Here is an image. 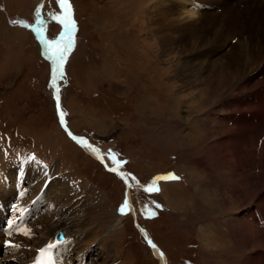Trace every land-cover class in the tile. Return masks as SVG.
Wrapping results in <instances>:
<instances>
[{
  "label": "rangeland",
  "instance_id": "374dc122",
  "mask_svg": "<svg viewBox=\"0 0 264 264\" xmlns=\"http://www.w3.org/2000/svg\"><path fill=\"white\" fill-rule=\"evenodd\" d=\"M197 1L201 8L207 0H70L77 27L63 76L57 79L60 110L65 113L67 128L99 147L106 165L115 166L109 150L117 154V160L126 161L119 167L127 179L124 184L117 172L106 170L98 158L83 152L78 142V146L72 143L59 125L50 60L34 33V28H42L50 40L63 30L51 18L61 11L57 0H0V194L7 201L13 192L23 189L17 173L4 170L18 162L27 163V203L48 179L40 197L44 204L41 210L34 205L37 212L29 222L40 217L46 225L64 221L67 225L57 230L71 236L69 228L79 227L71 220L80 218L84 235L74 250L79 255H73L77 264H87V255L88 264H160L140 234L143 230L165 255L166 264H264L260 255L263 243L259 245L264 223L261 218L252 219L259 212L246 214L250 206L260 208L264 203V176L261 179L262 168L256 163L261 152L257 139L263 129L242 146L243 163L244 159L249 163L245 173L234 171L221 145L228 139L227 133L240 127L242 119L233 117V107L240 100L250 102L245 93L238 94L236 84L218 92L219 72L205 78L216 64L217 71L226 65L236 67L237 62L229 63L227 57L235 52L238 40L248 36L241 20L243 10L238 8L241 1L213 0L216 4L203 9L209 13L202 16L197 7L189 15L191 3ZM165 2L178 7L177 13L169 16L171 23L190 33L203 28L217 32L218 37L212 39L216 42L226 37L224 46L197 57L203 53L204 38L196 55L191 52L194 49H180L184 43L172 41L176 33L167 34L170 22L162 17L152 19L156 14L153 9ZM38 7L44 21L39 25ZM185 58L192 59L189 64L205 62V83L185 82L177 74ZM262 73V69L253 68L248 81L253 83ZM249 109L251 112V104ZM30 148L49 162L52 172L25 159ZM208 150L211 158L206 157L204 164ZM169 173L180 179L161 180L159 191H144L154 177ZM58 178L66 181L61 188L55 186ZM65 185L78 204L67 200L62 191ZM124 191L131 209H125V214L120 211ZM53 196L56 201L50 206ZM49 206L59 212L51 213ZM66 214L72 219L61 218ZM244 225L251 239L242 243L235 228ZM43 226H34L32 231L46 232ZM25 232L24 226L16 234L25 239ZM89 245L93 252L86 250ZM26 249L17 247L13 264L23 262L24 258L17 257L21 256L19 250ZM62 251L67 253L69 244ZM256 254L258 258L253 260Z\"/></svg>",
  "mask_w": 264,
  "mask_h": 264
},
{
  "label": "bare ground",
  "instance_id": "6f19581e",
  "mask_svg": "<svg viewBox=\"0 0 264 264\" xmlns=\"http://www.w3.org/2000/svg\"><path fill=\"white\" fill-rule=\"evenodd\" d=\"M234 1H241V6L238 8L239 9L242 8V10H243V11H240V14H241L242 23L246 26V29L248 32V36L246 37L247 39L243 38L241 40H238L237 44L235 45V47L233 49V50H235V52L232 54H229L227 57V59L230 60L229 63L237 62L235 68H232L231 66L226 65L222 68V70L217 71V69H219L218 68L219 64H216V66L214 64L215 68H214L213 72L210 73L205 78L207 80H209L210 78H212V74L215 76V74L217 72H219L221 74V77H219V81H218V87L220 89V90H218V92L222 91L224 89H229V88H231V85L236 84L237 89H238L237 90L238 94H244L245 93L247 95L250 103L243 102L240 100V102H237V105L234 106L235 103H233L232 100L229 101L230 105L232 107L234 106L233 110H231V112L233 111V113H235L233 117L236 119L239 116L240 119H242V120H240V122H238L240 124V127L237 126V128L235 127L236 128L235 130H231L229 133L226 134V136L229 135L228 139L227 140L225 139L226 142L223 141L224 144L222 143L221 146L224 150L223 155L225 154V156L231 160V161L228 160V162L232 164L233 170L234 171H242V173L244 174L245 173L244 167H248L249 163L245 159H244V163H243V158L241 156L242 146H243V144L246 145V142H249L252 139V137H255L258 133L257 131L260 128H262L263 133H260L261 134L260 137L262 140V141H260L261 152H260V154H258V156L256 158V161H257L256 163H258L259 164L258 166L259 167L261 166V168H262L261 179H263V176H264V53L263 54H261V53L264 50V2H262L260 0H229V2H234ZM197 2H200V1H197ZM204 3L206 6H211V5L216 4L213 2V0H209V1L207 0V1H204ZM198 6L199 5H197L195 2L191 3V8L188 10V14L193 15L194 11H195L194 8H197ZM153 10L156 11V14H154L152 17L153 20H156L159 17H162L163 19H166L167 21L170 22L171 17H169V16H171V15L173 16V14L177 13L178 7H176L175 4L172 5L168 2H165V3H160ZM201 12H203L202 16L209 13L208 10L203 11V9ZM184 16L187 19L191 18V16H188V15H184ZM172 18H175V17H172ZM169 33H171V34L176 33L175 36H172V41L174 43H176L177 41H181V43H184V44L180 45L181 46V47H179L180 49H182V48L194 49L191 52L194 53L195 55L197 54L198 51H201V49H200L201 44L200 43H202L204 41L203 39L205 38L206 43L202 44L203 46H205L204 49H202L203 53L197 54L196 55L197 57L202 56L204 53L209 52L210 50H213L215 48V46L221 47L223 45L222 42L226 39V37H225V38H222L221 40H218V41L215 40L216 42H214L213 37H218L217 32L210 31V30H207L205 28L199 29V30H191V33L189 31L185 32L182 29V27L175 24V22H174V24L171 22L169 23V32L167 34H169ZM169 42L172 43L171 41H169ZM257 46H259L258 49H256ZM73 51H74V49H73ZM194 51H196V52H194ZM191 52H189V53H191ZM192 53H191V55H192ZM189 60H192V59L186 60V58H185V60H184L185 63L182 62L180 64V69H179L177 74L179 76H181V79L183 77V80L185 82H190V80L191 81L197 80V82L198 81H204V83H205L206 82L205 78H202V76L204 74V70H205L204 68H206L205 62H203V63L197 62V64H195V63L189 64L188 63ZM208 66H209V64H208ZM250 67L252 69H249ZM253 68L254 69H258V68L262 69L263 73L257 77V80H255L253 83H251L250 81H248V76H249V72L252 71ZM216 89H218V88H216ZM213 93H215V92H213ZM214 95H217V91H216V94H214ZM198 96H199V94H198ZM239 99H240V97H239ZM223 103H224V101H223ZM250 104H251V109H252L251 112L249 109ZM238 114H241L242 117ZM58 117H59V115H58ZM243 118H246V119H243ZM59 120H60V118H59ZM65 130H66V132L69 131L66 128H65ZM259 131L261 132L262 130H259ZM88 142L91 144L90 141H88ZM80 146H82V145L80 144ZM80 146H79V148H81V150L83 152L86 151L88 154L93 156V158H97V154L94 153L90 148H88L86 146H82V147H80ZM232 156L236 157V158L233 157L234 158L233 162L231 159ZM206 157L211 158V156H209V150H208V154L206 152L205 157H203L202 163H204V159L206 162H208L206 160ZM237 158H240V159H237ZM103 160H104V158H103ZM103 160L96 159V161L101 162V163H104ZM26 164L27 163L25 162V165ZM25 165L24 164H18V165H16L17 166L16 168L12 167V169H4V170L15 171L17 173L18 178H19L18 180L20 181V178H21L22 180L25 181V177L27 175V172H26L27 165L26 166ZM210 165L214 168L216 167L215 164H213V162ZM110 167L105 165V169L108 171H110L109 170ZM110 172H112V171H110ZM61 180H60V178L56 179V184H55L56 188L63 187V185L66 181L62 180V182H60ZM46 184H48L47 180H46ZM22 186H23V184L20 181L19 187H22ZM69 188H70L69 185H65V187L62 189V191L65 192L64 193L65 195L67 194V200L73 201L72 203L76 205V204H78L75 202V201H77V199H75V197L72 194L71 195L69 194V191H70ZM28 190H30V189L28 188ZM42 190L40 191V193L38 194L37 197L42 196V194H41ZM24 194L21 192L16 193V196L19 197L16 200V203L19 206V209H18L15 202H13L15 205L13 204L12 206H14V209L17 211V213L20 211H26V206H30V210H31L30 216H35L36 212H37L34 209L35 204L29 203V202H28L29 203L28 204L26 202L27 198ZM256 195H257V193H256ZM0 197L4 198L1 194H0ZM52 200H54V202H55L56 198L54 197L52 199V197H51L50 206L52 205ZM128 200H129V197H128ZM6 203L8 204V202L6 200L0 201V205H5ZM68 203L71 204V202H68ZM256 203H258V199H257ZM50 206L48 208H51ZM255 206H256V204H254L253 206H250L248 208V211L246 214L250 216L251 214L255 215L256 212L257 213L259 212V214L256 216V218H252V219L254 221H256L257 218L258 219L261 218L262 222L264 223V203L260 206V208L255 207ZM56 208L57 207L51 208L50 212L52 213V210H53V212H59L56 210ZM128 209H129V207H128ZM33 210H34V214H32ZM11 212L13 213V210H11ZM26 213L28 215L27 211H26ZM13 214H15V213H13ZM66 217H68V219H70V220L72 219V217H69V214L62 215L61 218H66ZM241 220H244V219L241 218ZM71 221H74L73 222L74 224L78 222L79 227L75 228V229H74V227H73V229L69 228V230H71V232H69V234L72 236V239L68 238V236H67V238L65 240V237L63 236L62 242L66 243V245L63 248H65L69 244V251L67 253H64L62 251V249H60V252H59L60 258L57 260V264H77L76 261L74 262V256L72 255V251H73V249L76 248V243H79V241H81V239H82V236L84 235V231L81 230V229H83L84 223L82 222V220H80V218H78L77 221L73 220V219ZM32 222H33V224H32ZM32 222H28L27 224L25 222L24 225L20 229H17L14 232H12L11 234H8L6 236V239L10 240L11 245H18V247L20 246V248L21 247L27 248L26 250H19V253H21V256L17 257V259L21 258L20 260H22V258H24L22 260L24 263L18 262L17 264H26L32 258V254L34 253V251L38 248V246L40 244L45 243V242H47V243L52 242L54 239L53 238L54 233L58 229V227L62 224L67 225V224H65L64 221H60V220H58V222H56V223H51L49 225H46V221H45V219H43V217H40L38 219L33 218ZM239 222L240 221H235V223H239ZM40 225L41 226L44 225L43 227L44 228L46 227L47 231L46 232L40 231L41 233L39 232V234H35L32 231V228L34 226H40ZM68 225H70V224H68ZM249 225H251V224H248V226ZM24 226L26 227V231L29 234V237H26V235L24 234L25 239H23V237L20 234H16L17 231L21 230ZM251 226H249V227H251ZM235 229H237V233L239 236L238 238H239L240 242L244 243L246 239H249V238L251 239L250 230H248V227L246 225H244L243 227L235 228ZM261 232H262L261 234L263 235V238H262L261 242L259 243V245L261 243H263V244H262V250H261L260 255H261V259L264 260V229ZM141 234L147 239V241H149L144 230L141 231ZM33 235H35V236H33ZM18 242L22 243L23 245L22 244L20 245ZM152 245L153 244L151 243V247L153 249L154 255L157 257L159 263L160 264H166L165 255L161 252L160 249L157 248V246L155 244H154L155 247H153ZM11 247L13 248V250L16 248V246H11ZM86 250L92 251V247L89 245V246H87ZM79 254H80V252H79ZM12 256H14V254H12ZM257 258H258V255L256 254L253 256L252 259L254 260ZM87 259H88V257H86L84 259L85 263H87V261H86Z\"/></svg>",
  "mask_w": 264,
  "mask_h": 264
},
{
  "label": "snow or ice",
  "instance_id": "6c2138e0",
  "mask_svg": "<svg viewBox=\"0 0 264 264\" xmlns=\"http://www.w3.org/2000/svg\"><path fill=\"white\" fill-rule=\"evenodd\" d=\"M57 3L61 9L59 13H53L51 14V18L53 20L58 21L62 26L63 30L60 32V34L55 39H46L43 35V29L42 28H34L35 31L40 33V40L45 45L46 50L48 52V58L52 61V80L51 84L55 89V99H56V107L57 111L59 113L60 122L65 128L67 129V126L65 124V113L60 110V97H59V86L57 84V79L63 76V66L66 62L68 54L71 52L74 43H75V32H76V21L73 16V8L72 4L70 3V0H57ZM39 7L37 8V16H36V24H43L44 21L42 20L40 14ZM13 23H24L23 21H13ZM28 27L29 25H25ZM34 27V26H33ZM70 136H72V139L76 140L78 143H80L82 146H86L90 148L94 153L97 154V158L100 160H103V156L100 153V150L90 144L85 138L83 137H76L71 132L68 133ZM109 158L112 160L114 167H111L109 170L113 172H117L122 177L125 176L124 173L119 172V167L123 163H126V161H120L117 160V154L112 153L111 150H109ZM178 180L180 179L178 176H175L174 174H167L162 176H156L152 179V181L144 188V191L146 192H157L159 191L158 187V181L161 180ZM138 183V181H137ZM156 207H160L159 204L156 205ZM128 208V200L127 196H125V200L123 204L121 205L120 211L122 213L125 212V209ZM152 215H155V212L151 213ZM25 234H28L25 232ZM149 244L152 242L149 240ZM10 246H16L18 245H11ZM155 247V245H152ZM54 247V245L49 244L48 248L51 249ZM41 253H44L45 249L39 250ZM36 264H52L51 258H49L48 261H37Z\"/></svg>",
  "mask_w": 264,
  "mask_h": 264
},
{
  "label": "water",
  "instance_id": "95a60500",
  "mask_svg": "<svg viewBox=\"0 0 264 264\" xmlns=\"http://www.w3.org/2000/svg\"><path fill=\"white\" fill-rule=\"evenodd\" d=\"M47 51V50H46Z\"/></svg>",
  "mask_w": 264,
  "mask_h": 264
}]
</instances>
